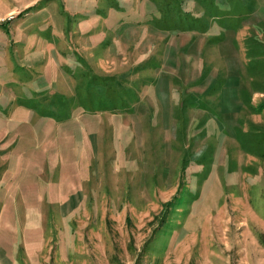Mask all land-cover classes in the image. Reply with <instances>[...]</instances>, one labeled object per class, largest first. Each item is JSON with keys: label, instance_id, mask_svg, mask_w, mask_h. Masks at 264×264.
Wrapping results in <instances>:
<instances>
[{"label": "rangeland", "instance_id": "374dc122", "mask_svg": "<svg viewBox=\"0 0 264 264\" xmlns=\"http://www.w3.org/2000/svg\"><path fill=\"white\" fill-rule=\"evenodd\" d=\"M204 251L264 264V0H0V264Z\"/></svg>", "mask_w": 264, "mask_h": 264}, {"label": "crops", "instance_id": "0c3cea01", "mask_svg": "<svg viewBox=\"0 0 264 264\" xmlns=\"http://www.w3.org/2000/svg\"><path fill=\"white\" fill-rule=\"evenodd\" d=\"M226 245H228V246H226V248H229L230 247V245H229L228 242H226ZM211 254L212 255L209 256V252L204 251V254L201 257H199V258L196 259V264H217L216 263V257L214 256L213 253H211ZM168 258L169 257L167 256L166 259H168ZM230 258H231L230 257V254L229 253L226 254V264H231ZM179 260L182 262V259H180L179 257H176V261H179ZM176 261L174 260V263L175 264H177Z\"/></svg>", "mask_w": 264, "mask_h": 264}]
</instances>
